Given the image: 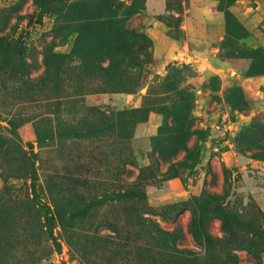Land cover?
I'll use <instances>...</instances> for the list:
<instances>
[{"label": "rangeland", "instance_id": "obj_1", "mask_svg": "<svg viewBox=\"0 0 264 264\" xmlns=\"http://www.w3.org/2000/svg\"><path fill=\"white\" fill-rule=\"evenodd\" d=\"M82 1L0 0V264H264V0Z\"/></svg>", "mask_w": 264, "mask_h": 264}, {"label": "trees", "instance_id": "obj_2", "mask_svg": "<svg viewBox=\"0 0 264 264\" xmlns=\"http://www.w3.org/2000/svg\"><path fill=\"white\" fill-rule=\"evenodd\" d=\"M104 1H105L106 8H108V9L112 8V9H114V11H115V9H117L119 7V5L123 4V1H121V0H104ZM73 2L74 3H72L70 8L74 9V10H78V11L80 10V11L83 12L84 7H85L84 6V2L82 0L81 1L80 0H73ZM92 18L94 19V21L97 24H99V23L109 24L112 27L111 30H110L111 33L112 32H117V31H124L126 35L129 34V33L130 34L135 33V31L128 29L127 26L125 27L126 20L123 19V18L119 19L118 13H114L113 14V13H108V11L106 13L105 11L102 10V11L98 12L97 14H94L92 16ZM79 26H81V25H78V27ZM111 52H114V50L112 49ZM47 59H48V56H47ZM234 91L238 92L237 93L238 96H240V97L244 96L243 90L240 87H235ZM231 103L237 109L243 110V108H244L241 105H239L238 103H236V101L235 102L231 101Z\"/></svg>", "mask_w": 264, "mask_h": 264}, {"label": "crops", "instance_id": "obj_3", "mask_svg": "<svg viewBox=\"0 0 264 264\" xmlns=\"http://www.w3.org/2000/svg\"><path fill=\"white\" fill-rule=\"evenodd\" d=\"M211 8L212 10H214L215 8L211 7V4L210 3H206V2H202L201 3V9L204 11H208V9ZM219 13L220 11L218 9H215V11H213V13ZM170 37V34L167 33V26L166 25H163V24H159V26L156 28V34H155V37H154V41H155V53L156 54H159L160 56H162V53H163V50L161 48V42L162 41H167V38ZM177 41V43L174 42V40L171 39V41L169 42V44L167 45L168 46V49L167 51L171 54L173 51H174V45H176L177 47H179L178 45V40H175Z\"/></svg>", "mask_w": 264, "mask_h": 264}]
</instances>
